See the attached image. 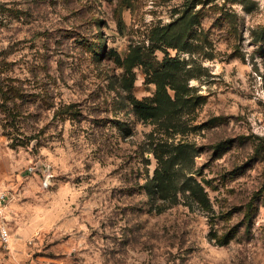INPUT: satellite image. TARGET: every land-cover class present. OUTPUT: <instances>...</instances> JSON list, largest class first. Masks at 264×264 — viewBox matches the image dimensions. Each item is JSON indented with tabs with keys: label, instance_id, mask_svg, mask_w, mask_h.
<instances>
[{
	"label": "rangeland",
	"instance_id": "obj_1",
	"mask_svg": "<svg viewBox=\"0 0 264 264\" xmlns=\"http://www.w3.org/2000/svg\"><path fill=\"white\" fill-rule=\"evenodd\" d=\"M1 189L0 264H264V0H0Z\"/></svg>",
	"mask_w": 264,
	"mask_h": 264
},
{
	"label": "trees",
	"instance_id": "obj_2",
	"mask_svg": "<svg viewBox=\"0 0 264 264\" xmlns=\"http://www.w3.org/2000/svg\"><path fill=\"white\" fill-rule=\"evenodd\" d=\"M131 103L135 109V111L139 114H141L143 117H151L154 115V112L152 110V106L149 105L145 99H137L135 97H132L131 98ZM156 175H157V172L155 174V178H156ZM186 180H189V181H192L194 179H191L190 177L187 178ZM156 182H157V186L158 187V190L161 191L162 188H163V184L166 186L168 185L167 182L164 181L163 177H162V182H161V179H157L156 178ZM194 183V185H189L188 187V190H190L191 193H193L194 195L196 196H201L202 194V189L200 187V185L194 180L192 181ZM157 195V194H156ZM160 196V195H158ZM160 197H166V196H160ZM203 197H204V193H203ZM198 199H202V198H199L197 197ZM204 199V198H203Z\"/></svg>",
	"mask_w": 264,
	"mask_h": 264
},
{
	"label": "built area",
	"instance_id": "obj_3",
	"mask_svg": "<svg viewBox=\"0 0 264 264\" xmlns=\"http://www.w3.org/2000/svg\"><path fill=\"white\" fill-rule=\"evenodd\" d=\"M45 184V181H44ZM10 193L7 189L0 190V243L6 245L10 239V229L7 223L6 210Z\"/></svg>",
	"mask_w": 264,
	"mask_h": 264
},
{
	"label": "crops",
	"instance_id": "obj_4",
	"mask_svg": "<svg viewBox=\"0 0 264 264\" xmlns=\"http://www.w3.org/2000/svg\"><path fill=\"white\" fill-rule=\"evenodd\" d=\"M11 199H12V195L10 194L9 199H8V202H7V208H10V201H11Z\"/></svg>",
	"mask_w": 264,
	"mask_h": 264
},
{
	"label": "water",
	"instance_id": "obj_5",
	"mask_svg": "<svg viewBox=\"0 0 264 264\" xmlns=\"http://www.w3.org/2000/svg\"><path fill=\"white\" fill-rule=\"evenodd\" d=\"M49 177H50V176L48 175V177L45 179V183H47V182H48V179H49Z\"/></svg>",
	"mask_w": 264,
	"mask_h": 264
}]
</instances>
